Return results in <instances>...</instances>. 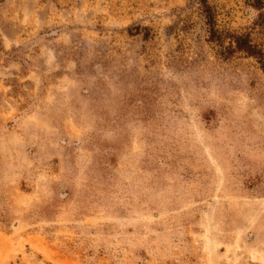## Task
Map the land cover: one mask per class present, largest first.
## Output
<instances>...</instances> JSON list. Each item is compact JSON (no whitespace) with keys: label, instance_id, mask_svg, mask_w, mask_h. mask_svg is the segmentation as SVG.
I'll return each instance as SVG.
<instances>
[{"label":"rangeland","instance_id":"1","mask_svg":"<svg viewBox=\"0 0 264 264\" xmlns=\"http://www.w3.org/2000/svg\"><path fill=\"white\" fill-rule=\"evenodd\" d=\"M206 1L0 0V264H264V3Z\"/></svg>","mask_w":264,"mask_h":264},{"label":"trees","instance_id":"2","mask_svg":"<svg viewBox=\"0 0 264 264\" xmlns=\"http://www.w3.org/2000/svg\"><path fill=\"white\" fill-rule=\"evenodd\" d=\"M263 3H264L263 0H256V7L258 9H261L263 7ZM203 7L211 36L214 37L218 33L216 29L217 23L215 19V13L206 0H203ZM235 42L238 51L245 53L249 57L256 58L257 60L263 63L264 61L263 52L259 49L258 46L254 45L247 36H238L236 37Z\"/></svg>","mask_w":264,"mask_h":264}]
</instances>
